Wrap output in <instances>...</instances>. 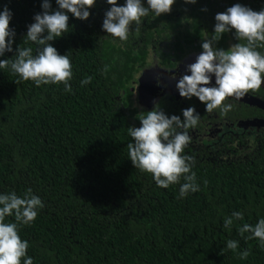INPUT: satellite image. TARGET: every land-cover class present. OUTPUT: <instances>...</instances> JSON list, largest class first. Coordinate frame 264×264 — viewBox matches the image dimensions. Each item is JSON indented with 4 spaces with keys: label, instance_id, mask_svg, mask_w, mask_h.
Returning <instances> with one entry per match:
<instances>
[{
    "label": "trees",
    "instance_id": "16d2710c",
    "mask_svg": "<svg viewBox=\"0 0 264 264\" xmlns=\"http://www.w3.org/2000/svg\"><path fill=\"white\" fill-rule=\"evenodd\" d=\"M50 3V11L58 9L56 0ZM236 3L264 9V0H176L170 13L150 12L139 26L133 24L127 41L102 28L111 7L107 0H96L87 20L67 13L69 31L49 43L71 61V92L63 84L24 81L10 66L0 69V194L22 198L31 189L43 202L34 222L18 224L33 264H264L260 241L238 230L264 218V137L246 155L184 151L193 157L199 185L185 197L179 193L183 179L158 187L152 174L134 168L127 148L134 142L128 134V84L145 61L144 47L152 39L189 40L203 32L210 39L216 13ZM41 5L42 0H0V11L7 6L12 12L15 32L13 51L0 59L15 60L17 48L38 53L42 46L26 33ZM231 33L236 43H246ZM257 51L264 55V48ZM86 77L91 82L82 86ZM119 89L126 92L120 102ZM231 105L236 117L256 114V108ZM237 211L243 219L224 228L225 218ZM5 223H16L14 215ZM228 240L238 241L235 251L226 247ZM244 251L249 255L241 259Z\"/></svg>",
    "mask_w": 264,
    "mask_h": 264
},
{
    "label": "clouds",
    "instance_id": "9594fccd",
    "mask_svg": "<svg viewBox=\"0 0 264 264\" xmlns=\"http://www.w3.org/2000/svg\"><path fill=\"white\" fill-rule=\"evenodd\" d=\"M175 2L147 0L145 6L142 0H126L124 5H118L117 0H107L111 7L105 12L102 28L107 34L127 41L133 24L139 26L142 18L150 12L156 17L170 13ZM196 2L185 0L190 4ZM56 3L58 9L50 11V0H42V13L35 14L34 22L28 25L27 40L42 46L38 53L33 56L32 48H17L15 60L0 59V69L10 66L11 71L24 81L31 80L36 86L63 84L65 91L71 92V61L67 55L59 54L49 42L69 31L67 13L87 20L89 9L95 6L96 0H56ZM11 19L12 12L5 6L0 11V56L13 51L15 32L10 28ZM233 29L238 41L244 40L246 43H236L227 50L216 47L222 34ZM213 33L210 39L202 42L203 51L195 62L186 66V71L191 74L182 75L176 88L181 97H197L206 105V112L212 113L218 109L222 115H226L232 108L231 104L225 103L229 97L239 100L249 92H258L264 84V55L257 51V48H264V9L254 11L236 3L226 11L216 13ZM213 75L215 86H207L211 84ZM172 78L175 79L174 74ZM91 79L86 77L81 85L90 83ZM182 114L183 119L178 115L169 116L162 110H151L146 116H139L141 126L128 129L134 142L128 143L127 148L134 168L152 174L158 187L166 189L183 179L179 193L180 197H185L199 190L196 174L191 171L193 157L182 155L192 140L188 130L198 125L199 114L194 107L183 109ZM43 207L42 200L32 194L31 189L22 198L15 192L0 194V264H21L22 258L23 264H33V259L27 257L29 242L21 239L18 224L34 222L37 210ZM13 215L16 223H5V218ZM234 219L242 220L243 214L237 211L225 218L224 228H230ZM238 230L241 236L250 232L251 236L245 238H256L264 247V218L255 226L245 223ZM226 247L235 251L238 241L228 240ZM248 255V251L240 253L241 259H246Z\"/></svg>",
    "mask_w": 264,
    "mask_h": 264
},
{
    "label": "flooded vegetation",
    "instance_id": "af4514ba",
    "mask_svg": "<svg viewBox=\"0 0 264 264\" xmlns=\"http://www.w3.org/2000/svg\"><path fill=\"white\" fill-rule=\"evenodd\" d=\"M204 39H209L205 32L200 37L191 34L189 40L171 37L162 38L158 41L152 39L148 42L144 47L146 53L145 61L137 65L138 68L133 72V76L128 84L129 95L126 101H129V107L132 109V114L130 115L131 123L134 127H140L141 122L138 117L146 116L148 111L151 110H162L169 116L178 115L183 119L182 110L188 107H194L199 114V123L194 129L188 130L192 140L184 149L186 153L208 149V152H212L213 150L221 149L229 150L230 152H239L241 155L249 154L263 140L264 126L259 128L253 126L249 129H243L237 127V124L242 121L251 120L264 122V109L246 103L241 99L237 100L234 97H229L225 101L226 104L234 103L238 107L243 104L249 108H256L254 110L256 114L254 115L236 117L237 113L231 114L232 110L226 115H222L218 109L212 113H208L206 112V105L200 102L197 97L193 96L191 99H187L181 97L179 91L170 92L162 88L157 93L150 92L142 96H139L140 94L137 91L139 77L144 67L153 62H157V66L161 69H166L168 72L169 70H174L187 57L195 54L199 55L203 51L201 45ZM234 44H236V41L234 40L233 33L229 31L224 34L222 45L216 44V47L227 50ZM207 86H215V80ZM259 91L255 93L249 92L246 95H250L264 102V84L261 85ZM125 94V90L119 89L116 96L117 101H122ZM229 116L233 117V119L229 118ZM217 126L218 128H223L220 129L218 135L211 137L212 132ZM224 144L225 146L223 148Z\"/></svg>",
    "mask_w": 264,
    "mask_h": 264
},
{
    "label": "rangeland",
    "instance_id": "374dc122",
    "mask_svg": "<svg viewBox=\"0 0 264 264\" xmlns=\"http://www.w3.org/2000/svg\"><path fill=\"white\" fill-rule=\"evenodd\" d=\"M197 56L198 54L191 55L187 57L185 60H183L182 62H180V64L182 65L180 64H179L180 66L178 65L179 70L176 71L175 79L172 78L173 75L170 77L168 76L166 72L161 71V68L157 66L158 64L157 62L156 63L153 62L155 64L152 66V70H150L151 72L141 79L139 77V81H138L139 83L137 87V91L140 94L139 96H142L143 94H149L150 92L157 93V91L162 88L170 92L178 91L176 88V83L178 82V80L181 78L182 75L191 74L190 72L186 71V66L190 63H194ZM214 80H215V77L213 75L212 81ZM248 96L250 98H255L250 95H247V97ZM253 126H255L256 128H259L261 126H264V123H261L259 121H254L253 123H248L245 125L237 124V127H241L243 129H249ZM221 128H218V126L215 127L214 131L211 134V137H215L216 135H218Z\"/></svg>",
    "mask_w": 264,
    "mask_h": 264
},
{
    "label": "water",
    "instance_id": "95a60500",
    "mask_svg": "<svg viewBox=\"0 0 264 264\" xmlns=\"http://www.w3.org/2000/svg\"><path fill=\"white\" fill-rule=\"evenodd\" d=\"M154 64L155 63H151V64H149L148 66H146V67H144L142 69V72H141V75H140V79L143 78V77H145L148 73L151 72L150 70H152V66ZM180 65H182V64H180ZM178 70H179L178 67L175 68L174 70H169V72L166 69H161V71L166 72L168 74V76H170V77L173 74L175 75L176 74V71H178ZM241 100L244 101V102H246V103H249L251 105H256V106L264 109V102L261 101V100H259V99H257V98H250L249 96L247 97V95H245L244 97L241 98ZM254 121H258V120L242 121V122H239L238 124L245 125V124H248V123H253ZM259 122L264 123L263 121H260V120H259Z\"/></svg>",
    "mask_w": 264,
    "mask_h": 264
}]
</instances>
